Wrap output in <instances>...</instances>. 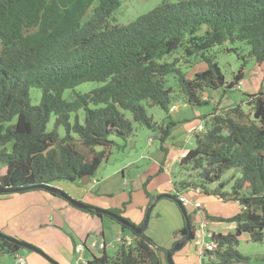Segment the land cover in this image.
<instances>
[{"label": "trees", "instance_id": "trees-1", "mask_svg": "<svg viewBox=\"0 0 264 264\" xmlns=\"http://www.w3.org/2000/svg\"><path fill=\"white\" fill-rule=\"evenodd\" d=\"M123 1L0 0V188L95 176L116 144L112 136L126 142L133 121L157 132L165 143L176 125L169 112L177 97L197 106L209 103L205 96L210 90L227 94L240 85L243 67L227 82L218 62L207 55L216 45L243 42L258 68L264 64V0H161L128 23H114ZM177 50L183 60L194 58L206 68L188 77L180 57H174ZM169 75L176 79L177 90L168 86ZM89 81L102 85L72 100L63 97L67 89ZM33 87L42 92L38 105L31 104ZM247 97L249 110L237 104L219 112L216 105L206 116V128L194 134L195 147L178 161L183 177L172 181L171 194L177 199L182 192L200 190L239 204L231 216L206 214L209 220L234 223L235 228L212 231V249H202L208 260L201 264L248 262L237 248L243 234L264 242V93ZM144 103L158 105L168 121L155 122ZM81 109L83 122L78 115L71 122V115ZM52 115L54 125L48 130ZM229 170L239 177L233 173L222 180ZM151 177L143 183L149 205L155 199L147 190ZM228 184L232 185L226 189ZM33 190L49 192L33 187L15 192ZM8 193L12 192L0 195ZM126 204L109 210L122 215ZM188 218L195 239L190 213ZM115 221L131 241L120 242L114 254L102 248L87 264H169V248L150 237L147 228L137 234ZM187 234L184 224L174 232L173 246ZM21 249L0 238V254L15 255Z\"/></svg>", "mask_w": 264, "mask_h": 264}, {"label": "rangeland", "instance_id": "rangeland-1", "mask_svg": "<svg viewBox=\"0 0 264 264\" xmlns=\"http://www.w3.org/2000/svg\"><path fill=\"white\" fill-rule=\"evenodd\" d=\"M160 1L161 0H124L121 8L113 16L115 19L114 23H128L134 20L138 15L155 7ZM230 48H236V50H230ZM249 50V46L245 43L235 42L216 45L207 52V55L215 58L218 62L227 82L232 80L234 74L243 67L244 76L240 82V87L227 90V94H223L222 89L210 90L208 92L209 94L205 96L206 99L209 100V103L197 106L188 105L184 103L182 98L177 97L171 105V107L177 106V109L169 112L171 119L176 122V125L171 130V134L165 143H161L160 139L157 137V132L135 121H133V133L126 142L119 137L112 136L116 144L112 148L109 159L101 164L96 175L92 177V181L95 179L94 191H104V193L110 194L114 201L121 203L119 205H122V201H127L130 198L131 203L129 207L138 208L148 201L142 189L143 183L149 176L155 173L158 165L165 164L166 166H164V173L154 178L150 187L147 186V189L151 192L155 193L157 188L164 187L170 181H178L181 179L183 175L181 174L177 157L184 151L186 152L195 147L194 134L204 131L206 128L205 118L214 111L216 104L219 112L237 104H241L244 109L249 110L247 95L256 93L260 90L264 93V64L258 68L255 59L248 55ZM174 57H180L181 69L187 73L188 77L206 68L205 62L197 63L194 58H191L189 61L183 60L180 50L174 53ZM100 85H102V83L96 81L84 82L75 88L67 89L63 97L67 100H72L77 93L88 92ZM168 86H172L177 90V82L173 75H169L168 77ZM41 94L42 92L39 88H31V104L38 105ZM144 105L147 114L152 117L155 122L162 124L168 121L167 113L158 105H148L146 103H144ZM76 115H78L80 122H83L84 111L81 109L78 113H73L70 118L71 122L75 121ZM126 115L133 120L130 112H126ZM54 120L55 115H52L47 126L48 130L53 128ZM200 125H203L202 130L199 129ZM59 132L61 136L65 135L63 127L59 128ZM96 149L101 150L102 147L99 146L96 147ZM233 173H236V178L239 177L238 172L229 170L224 174L222 180L229 178ZM63 182L64 184L69 183L67 181ZM76 182L79 183L82 182V180ZM231 183L233 184V181ZM232 184H228L226 189H229ZM217 185L218 184H210L208 186L213 188ZM187 193L188 192H182L181 194L186 195ZM189 196L193 197V190H191ZM199 199L205 203L210 213L213 212L214 214L228 216L237 213L239 210L238 203L224 202L215 196L203 193L200 195ZM187 211L191 214L192 220L194 221L197 217L201 220V213L204 214L203 211L205 210H196L192 206H188ZM104 219L106 222H113L119 225L115 220L107 216L104 217ZM204 221L207 220L204 219L203 222ZM199 222L196 221L195 224L199 225ZM234 227L235 224L228 223L216 224L213 226L216 232L221 233L234 231ZM206 230L208 233V228H206ZM107 232L109 233V231ZM108 236H110V233ZM209 236L210 235L206 234L203 243L196 244L200 252H202L201 247L203 245L210 243ZM78 241L79 239L76 238V242ZM113 242L115 243L116 239ZM118 244L119 243H115L114 246L110 244L107 247L108 253L114 254ZM190 247L191 245L188 243L181 250L182 252L190 250L191 252L189 255L182 258L179 256L174 258L176 264L198 263L200 256H197L194 249L191 250ZM237 248L241 254L250 258L248 262L243 264H264V242L252 241L248 234H243L239 238V245ZM21 251H23V249H21ZM94 251L96 254H100L99 248H95ZM201 258L205 261L208 260L207 257H203L202 255Z\"/></svg>", "mask_w": 264, "mask_h": 264}, {"label": "crops", "instance_id": "crops-1", "mask_svg": "<svg viewBox=\"0 0 264 264\" xmlns=\"http://www.w3.org/2000/svg\"><path fill=\"white\" fill-rule=\"evenodd\" d=\"M175 109H177V106ZM170 111L173 110L170 109ZM186 152L181 153L177 157V161ZM164 166L166 165L160 164L156 167V171L151 175L153 177H151L147 186L150 187L152 180L164 173ZM94 183L95 179L92 181L91 177L88 184L76 181L64 184L63 181H58L53 185L64 190L76 200L103 209L122 208L127 203L122 215L125 218H129L135 225H141L144 222L150 201L149 196L145 194L148 201L142 206L130 208V198L127 201H122V205H119L121 203L114 201L110 194L104 193V191L95 192ZM172 188L173 184L170 181L164 187L157 188L155 193L147 190L155 198L156 194L163 192L172 193ZM190 192L188 191L186 196L198 201L201 204L200 209L205 210L203 211L204 214L201 213V220L197 217L193 221L196 227L195 233L199 229V225L195 224L196 221L201 222L204 220L203 218L207 220L208 234H211L212 231L216 232L213 228L214 225L226 224L207 219L206 214H218L208 212L205 203L199 199L200 195L203 194L200 190H193V197L189 196ZM184 224L185 220L178 204L169 198H161L155 202L146 233L158 244L170 249L174 243V232L183 227ZM107 231H109L110 236H108L109 233ZM0 232L40 248L59 264H87L92 254H98L95 253L94 249L83 251L84 254L83 252L76 253L74 248L77 244L94 240H104L107 244H110L123 234L120 225L106 222L104 218L91 215L89 212L73 206L63 197L42 190L12 192L0 195ZM123 235L130 234L126 232ZM76 238L79 239L78 242H76ZM187 244L188 242L185 245ZM189 244L191 245L190 249H194L195 254L200 256L197 264H201L203 262V258H201L202 252L196 245V239H193ZM99 250L101 252V249ZM181 250L176 251L173 258L176 256L182 258L191 252L190 250L186 252ZM5 254H0V264H21L17 261V256L23 257L26 264H51L41 254L28 249L20 250L15 255Z\"/></svg>", "mask_w": 264, "mask_h": 264}, {"label": "water", "instance_id": "water-1", "mask_svg": "<svg viewBox=\"0 0 264 264\" xmlns=\"http://www.w3.org/2000/svg\"><path fill=\"white\" fill-rule=\"evenodd\" d=\"M90 179H91V176L87 175V176L83 177L81 180H82L83 184H88ZM32 187L33 188H42V189L48 190L52 194L61 196L64 199H66L70 204H72L73 206H75L79 209H85V210L91 209L96 213H101L103 215H107V216L117 220L118 222L125 224L128 228H130L134 233H137V234L142 233L147 228V226L149 224L152 209H153L155 202L157 200H159L161 198H169V199L175 201L178 204V206H179V208L183 214L185 224L187 226L188 234L183 240L175 243L174 246L167 251L166 258H167V261L169 264H176L174 261V258H173V254L176 251L181 250L188 241H190L194 238L193 232H192V229L190 226V220L188 218L187 209L183 206V204L179 201V199H177L173 194L168 193V192L161 193V194L157 195L155 197L154 201L147 208L144 222L141 225H135V224L129 222L123 215L116 214V213L110 211L109 209L99 208V207L87 204L85 202L76 200V199L72 198L69 194H67L66 192H64L63 190H61L60 188L56 187L53 184L34 185L31 187H19V188H0V193L15 192V191H20L22 189L32 188ZM0 238H4V239H6L12 243H15L16 245H18L24 249H28V250H31V251H34V252L41 254L51 264H59L56 260H54L49 255H47L45 252H43L40 248H38V247H36L30 243H27L23 240H20L14 236L4 234L2 232H0Z\"/></svg>", "mask_w": 264, "mask_h": 264}, {"label": "built area", "instance_id": "built-area-1", "mask_svg": "<svg viewBox=\"0 0 264 264\" xmlns=\"http://www.w3.org/2000/svg\"><path fill=\"white\" fill-rule=\"evenodd\" d=\"M239 86H237V88H239ZM176 108V106H172L171 110H174ZM199 129L202 130L203 129V125L199 126ZM179 201L183 204V206L188 207V206H192L195 209H200L201 208V204L198 201H195L191 198H189L188 196L184 195V194H179L178 197ZM205 219V218H203ZM200 227H198V232L195 233V239H196V243H203L204 238L207 235H210L207 233V221L203 220L200 222L199 224ZM123 241H127L130 242L131 241V236L130 235H121L116 239L115 243H120ZM114 242L110 243L111 245H115ZM110 244H107L104 240H94L91 242H83V243H79L75 246L74 251L76 253H80L86 250H93L95 248H99L102 249L104 247H108ZM204 247L208 248V249H212V245L210 243H207L205 245H203L201 247V249H203ZM17 261L20 262L21 264H26V261L23 257L21 256H17ZM79 262V260H77Z\"/></svg>", "mask_w": 264, "mask_h": 264}]
</instances>
